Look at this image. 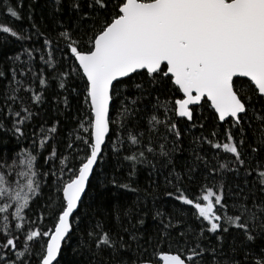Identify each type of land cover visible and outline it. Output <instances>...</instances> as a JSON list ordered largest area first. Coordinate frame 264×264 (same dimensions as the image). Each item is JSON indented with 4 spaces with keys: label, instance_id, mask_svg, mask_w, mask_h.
I'll return each mask as SVG.
<instances>
[{
    "label": "snow or ice",
    "instance_id": "snow-or-ice-1",
    "mask_svg": "<svg viewBox=\"0 0 264 264\" xmlns=\"http://www.w3.org/2000/svg\"><path fill=\"white\" fill-rule=\"evenodd\" d=\"M70 8L79 16L83 27L78 26V32L64 30L58 33L57 40H63L65 44L62 51L71 61L68 70L60 74L58 87L69 95L82 97L86 105L85 119L79 122V128L88 135L76 136L86 146L85 155L78 166L69 167L67 157L61 159L60 163L65 167L59 169V175L54 171H35L36 157L31 155L26 162L27 173L22 174L26 182L22 187L17 185L15 190L7 172L8 159H4L0 166V198L11 203H3L0 213H9L14 207L16 220L23 221V213L30 207L33 196L42 191L41 181L48 183L46 177L51 178L59 195L50 205L54 209L50 214L51 226L27 230L23 239L8 230L9 215L4 216L0 264H61L65 245L74 231L73 220L78 218L82 197L89 187L94 166L101 158L103 146L111 135L124 127L123 123L113 127L116 121L111 112L116 97L121 88H134L143 93L157 86L182 93V98L176 99L173 105L177 116L191 121L193 109L190 106L207 104L214 110L210 114L213 120L237 128L241 134L238 141L230 130L225 133L227 142L208 140L211 147L222 148L232 156V167L220 164L219 169L211 168L209 174L222 169L237 174L243 170L247 191L240 188V195L229 205L222 188L217 191L214 186H204L193 199L185 194L186 189L177 186L175 192L166 195L192 206V215L201 224L198 234L179 231L174 238L170 229H178L180 221L174 225L170 216L166 220L157 210L153 219H159L160 236L155 244L149 239L142 245L137 225L145 224L143 217L148 213L128 208L124 215L129 218V224L135 217L136 224L124 226L118 214L117 226L121 231L113 233L97 223L88 233L89 251L93 256L107 253L108 258L101 259L98 264H264V160L259 158L264 152V0H84L83 3L70 0ZM7 12L11 18L21 19L19 12L11 6L7 7ZM0 33L17 39L28 38L6 24H0ZM50 43V39L43 41L45 46ZM28 55L31 59V52ZM46 63L51 65V59ZM55 67L53 65V70ZM11 71L15 80L16 69ZM3 75L0 71V76ZM138 76L142 77L140 81L134 79ZM16 83L19 86L21 81ZM39 84L46 85V80L39 78ZM19 90L17 87L13 92ZM27 90L32 91L30 87ZM10 99L13 102L19 99L23 104L21 97L14 95ZM30 99L39 103L42 96L33 93ZM63 103L69 105L68 96L64 97ZM23 111L28 112V109ZM133 113V108L124 106L117 114L126 118ZM15 115L20 117L21 112L17 111ZM246 118L255 120L259 129L257 142L248 145L250 151L247 153L241 151L246 143L243 135ZM24 119L18 120L17 124H22ZM149 123L155 127L161 122L153 115ZM165 127L176 138L172 149L175 151L181 131L170 121ZM50 131L57 129L52 127ZM15 132L22 134L19 126L15 127ZM143 135L142 132H128L129 149L136 151L125 155L124 159L132 163L133 169L137 163H144L148 154H157L151 139L142 142ZM118 142L123 144V141ZM158 147V155L171 163V152L166 144L161 143ZM246 156L256 160L255 166ZM196 159L201 157L197 155ZM65 173L66 179L63 178ZM175 180L179 184L180 176L177 175ZM120 186L129 188L127 184ZM22 227V223L14 225L17 230ZM230 229L236 236L230 244L232 255L229 256L224 252V234ZM209 233L215 235V245L204 243ZM237 236L242 239L237 241ZM161 241L168 242L169 249L173 242L176 243V252L165 250L160 246ZM37 244L38 248L34 247ZM149 245L153 249L151 253ZM238 251L243 253L242 261L235 258Z\"/></svg>",
    "mask_w": 264,
    "mask_h": 264
},
{
    "label": "trees",
    "instance_id": "trees-1",
    "mask_svg": "<svg viewBox=\"0 0 264 264\" xmlns=\"http://www.w3.org/2000/svg\"><path fill=\"white\" fill-rule=\"evenodd\" d=\"M83 2L84 0H81V3ZM8 6L19 12L20 20L10 17L7 12ZM0 24H6L28 37L17 39L10 34L0 33V71L4 72V75L0 76V166H3V161L7 158V172L12 177V188L15 190L17 185L22 187L26 182L22 174L27 173L26 162L29 156L36 157L35 171H54L59 175V169L65 167L60 163L61 159L67 157L66 165L69 167L78 166L79 160L85 155L86 146L77 140L76 136L88 135L79 128V122L85 119L86 105L83 104L82 97L69 95L58 87L61 82L60 74L68 70L67 65L71 61L68 59V54L62 51L65 48L64 41L57 40L60 31L78 32V26L83 27V25L79 16L71 10L70 0H59V6L57 0H0ZM44 39H50L51 43L45 46ZM28 52H31V59ZM50 59L51 65L46 63ZM53 65L57 66L55 70ZM13 68L17 73L15 80L11 71ZM22 70L23 74H21ZM39 78H44L46 85L41 86ZM134 79L140 81L142 77L138 76ZM17 80L21 81L19 86ZM17 87L20 90L13 92ZM29 87L31 92L27 90ZM33 93L42 96L41 102L37 103L30 99ZM14 95L23 98V104L19 99L13 102L10 97ZM65 96L69 99L68 106L63 103ZM179 98H182L181 93L158 86L143 93L134 88H121L120 95L114 101L111 115L116 121L113 127L121 123L124 127L118 129L115 135L110 134L111 139L106 140L103 146L101 158L98 159L90 177L89 187L82 197L83 203L78 210V218L73 220L74 231L65 245L61 264H98L101 259L106 260L107 253L103 256H93L89 251L88 233L95 229L97 223L102 224L104 230L120 232L121 229L117 226L118 214L124 226L131 227L132 224H136L135 217L129 224V218L124 215L128 208L142 209L143 212L148 213L143 217L145 224L137 225V235L142 237L140 240L142 245L149 239L155 244L160 236L159 219H153L157 210L164 214L166 220L170 216L174 225L180 221L178 229H170L174 238L179 231L198 234L201 224L192 215L194 211L192 206L183 205L174 197L166 195L167 192H175L177 186L186 189L185 194L193 199L204 186H214L217 191L222 188L223 196L229 205L240 195V188H245L247 191L243 170L237 174L222 169L209 174L211 168L219 169L220 164H228L232 167V156L225 153L222 148L217 150L211 147L208 140L221 144L227 142L225 133L230 130L238 141L241 134L237 128L230 123L213 120L210 115L213 110L207 104L192 107L191 121L177 116L173 111V105ZM132 101H135L134 105ZM124 106L133 108L134 113L127 115L126 118L119 116L117 113ZM24 108H27L28 112L23 111ZM17 111L21 112L20 117L15 115ZM153 115L161 122L155 127L149 123ZM24 117L28 118L24 119ZM20 119H24V122L17 124ZM169 121L175 123L181 131L175 151L172 149L176 138L165 127ZM17 126L21 128L22 134L15 132ZM52 127H56L57 131L51 132ZM243 127L246 143L241 151L247 153L250 151L248 145H255L257 142L258 123L246 118ZM129 131L132 134L142 132L144 134L141 138L142 142L147 143L151 139L152 144L157 148L156 155L148 154L147 160L144 163H137L134 169L132 163L124 159L125 155L136 151L135 148L129 149L130 141L127 138ZM213 132L216 133L215 136L212 135ZM118 141H123V144ZM161 143L166 144L171 152V163H166L165 159L158 155V146ZM70 144L71 148H69ZM53 150H55L54 156ZM197 155L201 157L200 160L196 159ZM259 158L264 160V152ZM246 159L251 160L248 156ZM251 163L255 166L256 160H251ZM177 175L180 176L179 184L175 180ZM63 178H67V173ZM45 180L48 183L41 181L42 191L38 196H33L30 207L23 213L25 217L23 221L16 220L14 207L9 209V213H0V242L5 234V215H9L8 230L21 239L27 230L51 226L50 214L54 209L50 205L59 194L51 184V178L46 177ZM124 184L129 185V188L120 186ZM5 202L11 203L0 198V206ZM143 212L140 214L142 215ZM16 223H22V229H15ZM224 236V252L230 256L232 255L230 244L236 232L230 229ZM240 239L242 237L237 236V241ZM204 243L215 245L217 243L215 235L207 234ZM38 246V244L34 245L36 248ZM160 246L173 253L178 247L173 242L169 249L166 241H161ZM152 250L149 245V253ZM235 258L242 261L243 253L238 251Z\"/></svg>",
    "mask_w": 264,
    "mask_h": 264
},
{
    "label": "water",
    "instance_id": "water-1",
    "mask_svg": "<svg viewBox=\"0 0 264 264\" xmlns=\"http://www.w3.org/2000/svg\"><path fill=\"white\" fill-rule=\"evenodd\" d=\"M181 96H182V93H181ZM190 107H193V106H190ZM213 110V109H212ZM214 111V110H213ZM96 166H94V168H95Z\"/></svg>",
    "mask_w": 264,
    "mask_h": 264
}]
</instances>
